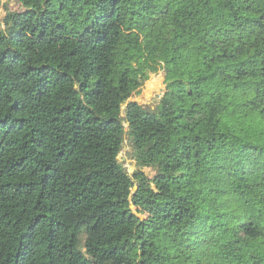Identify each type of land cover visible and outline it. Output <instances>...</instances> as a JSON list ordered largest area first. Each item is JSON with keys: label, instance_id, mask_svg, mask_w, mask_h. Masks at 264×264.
Wrapping results in <instances>:
<instances>
[{"label": "trees", "instance_id": "16d2710c", "mask_svg": "<svg viewBox=\"0 0 264 264\" xmlns=\"http://www.w3.org/2000/svg\"><path fill=\"white\" fill-rule=\"evenodd\" d=\"M14 1L0 264H264V0Z\"/></svg>", "mask_w": 264, "mask_h": 264}, {"label": "rangeland", "instance_id": "374dc122", "mask_svg": "<svg viewBox=\"0 0 264 264\" xmlns=\"http://www.w3.org/2000/svg\"><path fill=\"white\" fill-rule=\"evenodd\" d=\"M22 6L14 0H1L0 6V22L4 18L6 11L20 10ZM164 73L162 71L152 74L149 79L145 80L141 86L132 94L128 101L138 103L143 107L153 108L159 101L164 91ZM125 104L121 106V115L124 117L123 109ZM126 143V142H125ZM131 146L127 143L125 147L119 153L118 159L129 173H132L136 166V161L131 158ZM145 172H149L148 169H144Z\"/></svg>", "mask_w": 264, "mask_h": 264}, {"label": "water", "instance_id": "95a60500", "mask_svg": "<svg viewBox=\"0 0 264 264\" xmlns=\"http://www.w3.org/2000/svg\"><path fill=\"white\" fill-rule=\"evenodd\" d=\"M125 141H123L122 143H121V148H124L125 147Z\"/></svg>", "mask_w": 264, "mask_h": 264}]
</instances>
